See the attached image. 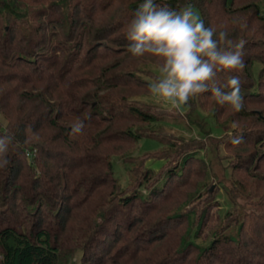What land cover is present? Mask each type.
I'll list each match as a JSON object with an SVG mask.
<instances>
[{
	"label": "trees",
	"instance_id": "trees-1",
	"mask_svg": "<svg viewBox=\"0 0 264 264\" xmlns=\"http://www.w3.org/2000/svg\"><path fill=\"white\" fill-rule=\"evenodd\" d=\"M142 2L0 0V264H63L69 247L81 254L74 264H264V192L249 196L253 209L234 216V231L228 224L197 245L194 218L173 209V189L189 162L204 158L187 152L174 169L165 159L158 173L146 167L133 191L114 174L113 156L144 137L140 125L160 118L137 98L161 79L163 59L127 50L128 24ZM156 2L197 7L223 50L235 51L228 40L246 41L244 110L218 105L210 92L189 100L230 126L225 142L241 177L228 192L244 194L248 180L252 188L264 181V0ZM235 74L219 72L217 82ZM151 179L158 188L144 193Z\"/></svg>",
	"mask_w": 264,
	"mask_h": 264
},
{
	"label": "rangeland",
	"instance_id": "rangeland-1",
	"mask_svg": "<svg viewBox=\"0 0 264 264\" xmlns=\"http://www.w3.org/2000/svg\"><path fill=\"white\" fill-rule=\"evenodd\" d=\"M193 9L200 14L197 7ZM259 67V63H256L255 70ZM160 78L163 79L161 73ZM137 100L141 105L151 107L160 118L153 124L140 125L144 129V137L132 146L124 145L119 153L113 156L114 174L120 185L124 188L129 187L131 183L136 185L139 179L143 178L147 168H151L156 173L160 172L165 160L168 170L170 167L174 169L179 164L181 166L183 155L187 152L197 157L199 155L204 159L189 162L190 169H185L180 185H175L173 189V209L190 217V223L194 218L192 233L195 234L197 230V235L194 237L197 245L209 244L228 224L231 226L227 231H234L237 225L234 216L243 215L246 210L253 209L250 201L254 199L251 200L249 196L264 192V181L252 188L253 179L248 180V188L244 194L239 191L241 194L235 197L233 193L228 192L233 182L241 177V173L233 168L232 155L225 142V133L230 126L219 124L209 108L200 106L199 100L189 101V104L182 106L179 111L161 103L149 93L138 96ZM0 119L3 120L1 114ZM187 179L190 183L184 186ZM172 181L176 180L171 179L170 183ZM135 185L131 191L135 189ZM163 185L164 178L159 182L160 187ZM121 186V193L127 192L121 190ZM157 188V181L151 179L147 185L142 186L141 190L150 193ZM200 218L204 219V223L200 224ZM186 219L179 226L183 231L190 226L189 220ZM164 247L159 251L163 252ZM80 258V252H74L73 248L69 247L64 253L63 264H74Z\"/></svg>",
	"mask_w": 264,
	"mask_h": 264
},
{
	"label": "clouds",
	"instance_id": "clouds-1",
	"mask_svg": "<svg viewBox=\"0 0 264 264\" xmlns=\"http://www.w3.org/2000/svg\"><path fill=\"white\" fill-rule=\"evenodd\" d=\"M232 23L241 29L246 27L238 19ZM215 35L214 29L205 25L191 5L177 10L156 0H143L128 24L126 38L132 43L127 45V50L134 57L150 53L163 59L159 69L163 79L149 84L148 93L173 110L187 106L197 94L210 92L218 105H228L238 113L245 108L240 73L246 67L243 51L246 41L241 39L234 45L233 41H226L229 48H235L227 51L218 47ZM226 35L221 31L220 41H225ZM219 72L237 74L220 84L216 79ZM83 127L81 122L72 131L79 133ZM231 127L235 129L238 124L233 122ZM242 139V136L231 137V142L240 144Z\"/></svg>",
	"mask_w": 264,
	"mask_h": 264
}]
</instances>
